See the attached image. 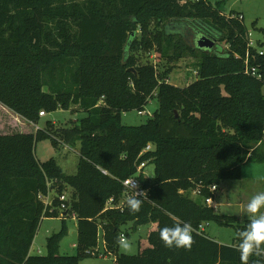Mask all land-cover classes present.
<instances>
[{
    "label": "trees",
    "instance_id": "16d2710c",
    "mask_svg": "<svg viewBox=\"0 0 264 264\" xmlns=\"http://www.w3.org/2000/svg\"><path fill=\"white\" fill-rule=\"evenodd\" d=\"M191 33L194 41L206 35L229 45L209 51ZM248 43L244 19L208 0H0V106L28 126L39 122L41 111L87 112L72 128H61L69 144L80 146L75 174L55 159L36 157L39 140L57 141L52 127L0 132V264H81L85 254H97L100 224L114 264H241L237 234L224 244L197 229L239 221L204 199L215 198L211 186L240 179L249 161L264 163V41L249 57L261 79L245 72ZM154 47L172 63L197 58L199 75L186 86L161 80L156 66L137 55ZM151 99L157 109L147 122H122L124 112L143 110ZM143 161L154 164L151 176L137 175ZM131 176L147 189L140 211L130 212L127 203L105 210L109 198L122 200L123 180ZM66 186L73 190L62 227L47 238L46 254H32L43 219L60 217L58 197ZM195 188L200 201L190 195ZM51 192L46 206L40 196ZM73 212L77 254L65 255L61 241ZM172 216L193 225L191 250L166 248L159 239L158 229L171 225ZM128 222L157 224L150 246L137 255L116 250ZM248 222L237 223V233Z\"/></svg>",
    "mask_w": 264,
    "mask_h": 264
},
{
    "label": "rangeland",
    "instance_id": "374dc122",
    "mask_svg": "<svg viewBox=\"0 0 264 264\" xmlns=\"http://www.w3.org/2000/svg\"><path fill=\"white\" fill-rule=\"evenodd\" d=\"M213 4H218L221 12L228 15L232 10L238 12L244 17V24L248 30V36L255 46H259L264 41V0H208ZM189 34V33H188ZM194 41V36L191 33ZM225 49L228 43L225 40L217 41ZM137 55L142 62L150 63L156 66L159 78L178 85L186 86L189 82L196 79L194 71L197 58L193 56L184 57L177 62H170L168 58H159L155 47L150 49H140ZM170 67L172 70L167 72ZM167 73V74H166ZM166 77V78H164ZM150 105H156V99L150 100ZM149 113L141 114L138 110H131L123 113L122 122L128 125H138L149 120ZM87 115L86 111L63 109L59 107L56 111L46 113L41 116L36 125L28 126L23 118L19 117L13 111L0 106V132L13 133L17 131H30L38 128H51L57 137L54 142L52 138H44L36 143L35 154L40 163L55 159L62 169L68 174H75L78 169L80 158L79 143L69 144L65 139L61 128H72L83 117ZM146 175L151 176L154 173V164L150 163L145 167ZM67 193L72 192L70 186H66ZM259 192H264V163L249 161L243 167V175L240 179L226 180L219 184L216 190L215 200L217 205L214 207L221 214L237 215L239 221L233 225H220L215 221H209L206 224L208 236L224 244H231L237 234V223L244 224L249 218L244 214V207L252 196ZM190 195L200 201L197 195L191 191ZM54 197V192L49 194V198ZM261 211H264L262 209ZM67 224L69 229H77L75 220L68 217ZM62 227L61 217H46L40 224L34 243L32 245V254H46L47 238L54 232H58ZM155 229L154 224L140 225L134 228L132 222L122 226V230L127 231V241L130 243L129 249L116 246L118 254L137 255L144 248L150 246L148 234ZM126 233V232H125ZM103 230L99 231V251L104 253ZM77 233H68L61 241L60 251L65 255L77 254ZM115 255H88L85 254L81 264H114Z\"/></svg>",
    "mask_w": 264,
    "mask_h": 264
},
{
    "label": "clouds",
    "instance_id": "9594fccd",
    "mask_svg": "<svg viewBox=\"0 0 264 264\" xmlns=\"http://www.w3.org/2000/svg\"><path fill=\"white\" fill-rule=\"evenodd\" d=\"M130 183L134 187L133 180ZM135 193L136 195L126 202L127 209L132 213H138L142 206V199L139 198L141 194ZM262 209H264V192L252 196L244 207L243 211L248 216L249 222L243 230L237 233L239 244L236 250L240 254L241 264H262L264 261V211H261ZM171 218L173 221L171 225H164L158 229L159 239L163 246L169 249L191 250L195 243L193 225L175 216ZM117 244L124 249H129L131 246L123 237L117 239ZM253 257L258 259L253 260Z\"/></svg>",
    "mask_w": 264,
    "mask_h": 264
},
{
    "label": "built area",
    "instance_id": "2783aa9c",
    "mask_svg": "<svg viewBox=\"0 0 264 264\" xmlns=\"http://www.w3.org/2000/svg\"><path fill=\"white\" fill-rule=\"evenodd\" d=\"M228 16L234 17V18L237 17L240 20H243L244 19V17H243L242 14H240V15H236V14L230 15V14H228ZM254 46L255 45H254L253 41L249 38L248 50H247L246 57H245V72L247 74H251V75L256 76L259 79H261L262 78V73H261V70H260V66L252 65L250 63V59H249V57H250V48L251 47H254ZM259 53L260 54H263L264 51L262 49H260L259 50ZM194 74L196 76L199 75L198 69H196L194 71ZM139 113H141V114H144V113L151 114V112L149 110V107H146L145 109L140 110ZM40 115L41 116H44V115H46V113L44 111H41L40 112ZM152 147H153L152 144L149 143L143 149V152L142 153L148 151ZM147 164H148L147 161H143V162H141L138 165L137 175L140 174V173L146 175L145 167L147 166ZM146 176H149V175H146ZM132 180H133L134 187L130 183V181H132ZM123 184H124V186H125V188L127 190H126V193H125L124 197L122 198V200H120V201L117 202L114 197L109 198L108 201H107V203H106L105 210L106 209H110V208H114V209H124L127 200L130 197H133V196L136 195L135 192H137L138 194H141L140 196H143L142 195L143 193H146L147 194V189H145L144 187H142V185L140 183V180L138 179L137 176H131L129 178H126L125 180H123ZM214 187H215L214 192H216V190L218 189V186L217 185L211 186L210 189L213 191ZM191 191H192V193L194 195H197V196L198 195H201L200 188H195V189H193ZM40 197H42L44 199V202H45L46 206L52 205L53 197L51 199L49 198V195L46 196V197H43V196H40ZM71 199H72V195H71V193L70 194L67 193V191H64L62 194L59 195L58 200H59L60 203H59V206H58V211H59L60 217H63L66 214V212L70 210V202H71ZM204 204L209 205V206H211L213 208L217 205L215 198L214 197H211V196L210 197H206L204 199ZM53 210H54L53 208L50 209V211H53ZM71 215H72L71 216L72 218H76V215H75L74 212L71 213ZM206 225H207L206 222L200 224L199 227H198V229H197V231H199V232L206 231ZM100 228L102 229V225L101 224L99 225V231H100ZM120 237H123V238H125L127 240V234L125 232H122ZM103 243H104V246H105V242H103ZM104 250H105L104 253H100L99 246H98V249H97V254L98 255L97 254L96 255L99 256V255H112L113 254L111 252H107L106 251V246H105ZM92 254L95 255V252H93ZM115 260H116V255H115L114 262H115Z\"/></svg>",
    "mask_w": 264,
    "mask_h": 264
},
{
    "label": "water",
    "instance_id": "95a60500",
    "mask_svg": "<svg viewBox=\"0 0 264 264\" xmlns=\"http://www.w3.org/2000/svg\"><path fill=\"white\" fill-rule=\"evenodd\" d=\"M196 45L200 48L206 49V50H213L215 47H217L216 40L210 38L209 36L202 35L196 38ZM129 71L136 73V69L134 67L129 68ZM157 109L156 106L150 105L149 110L151 114Z\"/></svg>",
    "mask_w": 264,
    "mask_h": 264
},
{
    "label": "crops",
    "instance_id": "0c3cea01",
    "mask_svg": "<svg viewBox=\"0 0 264 264\" xmlns=\"http://www.w3.org/2000/svg\"><path fill=\"white\" fill-rule=\"evenodd\" d=\"M45 116V115H44ZM74 220H75V222H76V225H77V219L76 218H73ZM66 222H67V220H66ZM151 224H154V227L156 228L157 227V224L156 223H151ZM68 225V224H67ZM69 227V226H68ZM69 232L70 233H73V232H76L77 233V235H78V232H77V229H69ZM35 240V239H34ZM34 243V242H33ZM221 243V242H220ZM74 246H76V244H74ZM104 248H105V246H104ZM31 249H32V247H31Z\"/></svg>",
    "mask_w": 264,
    "mask_h": 264
}]
</instances>
